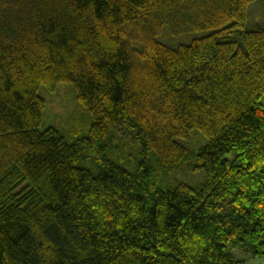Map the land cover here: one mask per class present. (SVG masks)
Returning <instances> with one entry per match:
<instances>
[{"label":"trees","instance_id":"1","mask_svg":"<svg viewBox=\"0 0 264 264\" xmlns=\"http://www.w3.org/2000/svg\"><path fill=\"white\" fill-rule=\"evenodd\" d=\"M253 1L0 0V264H244L229 245L264 255ZM62 82L91 114L72 142L39 130V88ZM192 130L206 139L203 183L162 187L157 176L192 156L177 141Z\"/></svg>","mask_w":264,"mask_h":264},{"label":"rangeland","instance_id":"2","mask_svg":"<svg viewBox=\"0 0 264 264\" xmlns=\"http://www.w3.org/2000/svg\"><path fill=\"white\" fill-rule=\"evenodd\" d=\"M247 26L264 25V0H254L247 7ZM45 100L41 124L39 130L48 127L56 128L61 131L69 142L74 141L81 136H85L91 124L90 112L78 101L74 85L70 82L59 83L53 92H48L44 87L38 91ZM264 107V95L261 98ZM177 141L186 147L192 154L188 161L182 164L179 170L167 174L158 175L157 178L164 188L176 186L178 183H184L192 188H198L204 181V171L202 168H195L198 163L194 156L205 144V137L198 131L192 130L186 139L177 138ZM114 157L126 160L130 152L125 151L120 141H114L111 148ZM234 155L231 151L228 158ZM129 169L132 168L129 162H122ZM228 251L232 253L233 258L242 260L244 264H264V255L254 257L249 250L240 247L228 246Z\"/></svg>","mask_w":264,"mask_h":264}]
</instances>
